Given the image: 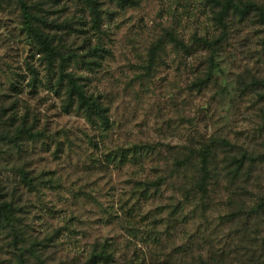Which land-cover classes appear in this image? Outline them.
Returning <instances> with one entry per match:
<instances>
[{"label":"rangeland","instance_id":"obj_1","mask_svg":"<svg viewBox=\"0 0 264 264\" xmlns=\"http://www.w3.org/2000/svg\"><path fill=\"white\" fill-rule=\"evenodd\" d=\"M26 1L30 11L46 22L70 19L76 22L78 18L83 19L84 23L87 21L84 26H77V37L57 32L56 35L62 37L66 46L75 47L83 37L88 36L94 43V33L97 32L91 28L82 0ZM105 1L104 8L109 14H104L101 28L105 33V41L110 39L112 43L111 54L98 59L97 64L91 66L92 69L84 65L74 67L83 81L90 84V89L110 92L112 95L116 120H113L114 134L110 139L114 142L135 139L169 144L171 147L168 151L171 154L175 147V151H178V146L188 145L193 140L201 141L216 133L224 134L232 141L262 147L264 131H260L262 117L258 116L262 103L256 100L254 93L241 94L237 87L239 75H246V80H249V76L264 77L263 33L258 24L253 20L232 22L230 36L223 42L216 56L218 68L214 71V81L206 88L197 90L193 81L206 69L209 54L208 50L200 46H194L191 53H186L169 45L159 55L149 79L143 73L146 72L147 50L156 37L164 34L165 29L170 28L185 44H190L194 35L210 38L217 35L211 20V10L204 0H135L134 5L123 7L118 6L116 0ZM72 26L75 28V25ZM32 67L38 77L35 87L32 86ZM54 70L57 71V66L50 69L47 67L43 56L37 52L23 30L19 9L11 2L0 6V122L24 119L27 124H35V129L43 130L45 135L49 134L50 144L45 152H30L33 156L30 167L37 172L54 171L56 167L66 165V157L62 155L59 158L63 151L56 150L51 134H56L58 139L63 138V135L70 137L75 143L73 154H82V150V155L91 152L100 164L102 153L107 148L98 138V133L92 131L81 116L75 111H63L61 91L54 85ZM91 136L98 139L96 147H93L94 141L91 144L88 141ZM168 151L162 148L161 154ZM87 157L81 156L80 159L87 161ZM69 159L78 162L75 158ZM98 163L91 165L94 167ZM72 170L71 176L67 170H64L65 175L57 172L54 177L62 178V182L53 179L49 186L51 189L44 184L40 192L24 195L21 203L25 205V212L22 211L20 216L28 236L37 239L44 236L49 241L48 251L53 254L62 248L78 249L83 246L80 233L75 234L72 230H79V223L90 226L89 230L96 232V224L93 222L96 214H89L90 221H86L87 215L80 206L72 204L74 189L86 183L88 190L91 186L95 193L99 186L109 191L108 196L102 200L105 206H110L112 223L117 226L120 219L126 220L124 209L127 207L125 202L130 188L148 173L141 167L135 168L138 172L132 176H129L127 170L116 172L112 166H109L108 172L75 170L73 166ZM261 176L260 184L264 187V166ZM47 178L45 175L44 179ZM171 195V190L163 188L162 200L170 199ZM156 203L150 202L153 207ZM153 207L143 206L140 211L131 214L141 215ZM190 209L188 207L185 211ZM229 210L230 206L226 202L216 209L209 201L203 214L207 219L198 214L189 215L184 221V213L179 212L174 218L178 223L179 219L181 221V225L176 227L179 231L177 244H196L195 237H203L204 241L211 239L214 244L225 247V251L233 258V264H245V250L257 244L252 237L256 239L254 233L252 235L253 228L251 230L248 226L242 234V231H238L237 223L230 226L223 222L216 227L212 222L215 215L226 214ZM149 219L144 220L140 226L139 235L145 239L152 235L146 228ZM57 229L60 230L54 235ZM122 232L126 234L127 231ZM6 236H0V264L11 255L9 238ZM74 240L79 242L75 244ZM77 245L79 247L75 248ZM137 245L144 247L141 242ZM261 255L264 263V251Z\"/></svg>","mask_w":264,"mask_h":264},{"label":"trees","instance_id":"obj_2","mask_svg":"<svg viewBox=\"0 0 264 264\" xmlns=\"http://www.w3.org/2000/svg\"><path fill=\"white\" fill-rule=\"evenodd\" d=\"M111 1L113 0H108ZM7 2L19 9L23 30L32 40L37 52L43 56L47 67L50 69L57 66V71L54 70V85L61 91L63 111H75L81 116L92 131L98 133V138L107 150L103 151L102 162L99 164V159L91 152L82 155V150V154H73L75 143L70 137L63 135V138L58 139L56 134H51L56 150L63 151L59 158L62 155L66 157V165L56 167L54 171L40 173L30 167L33 164L30 152H45L50 144L49 134L45 135L43 130L35 129V124H27L24 119L18 122H0V236L7 235L8 247L11 249V255L2 264H233V258L225 251V247L214 244L211 239L204 241L203 237H195L196 244L176 242L179 239L176 227L181 225V221L179 219V223L176 222L175 216L179 212L184 213V221L189 215L203 216L204 207L209 205V201L216 209L224 202L230 206L226 214H217L212 218L216 227L223 222L230 226L237 223L238 231H242V234L248 226L253 228L252 235L254 233L256 239L252 237L257 244L256 247L250 246L245 250V264H248L247 259L253 264H264L261 261L264 251V187L260 184L264 166V144L258 148L256 145L232 141L224 134L216 133L201 141L193 140L188 145H177L178 151H175V147L171 154L168 151L171 147L169 144L135 139L114 142L110 139L114 134L113 120H116V106L111 102L112 95L110 92L90 89V84L83 81L75 68L77 65H84L92 69L91 66L97 64L98 59L111 54L112 43L110 39L105 41V33L101 28L104 14H109L104 8L107 1L82 0L91 28L97 33H94V43L89 36L83 37L75 47L66 46L62 37L59 38L56 34L63 32L77 37V26H84L87 21L84 23L83 19L78 18L76 22H72V19L46 22L30 11L26 0H0V6ZM134 2L135 0H116L120 7L134 5ZM204 2L211 10V20L217 35L213 38L194 35L191 43L185 44L170 28L165 29L164 34L156 37L147 50L146 72L143 73L147 79L151 76L149 74L154 70L159 55L167 46L180 48L186 53H191L194 46H200L208 50L209 54L206 69L201 76L199 74L195 78L193 86L197 90L206 88L214 81V71L218 68L216 56L223 42L228 40L231 24L235 21L242 23L253 20L258 24L263 33L264 45V0ZM30 71L33 74L32 86L35 87L37 73L33 67ZM249 77L246 80V75H239L237 87L241 94L254 93L256 100L262 103L258 116L262 117L260 131H264V77ZM97 140L92 136L88 139L90 144L94 141L93 147H96ZM162 148L168 152L162 155ZM86 155L89 163L80 159ZM69 158H75L78 162L74 163ZM93 163L98 164L93 167ZM72 166L75 170L88 172H108L109 166H112L116 172L129 171V176L135 175L138 172L135 168L141 167L148 173L141 180L135 181V185L130 188L125 202L127 207L124 209L127 221L122 218L117 226L112 223L110 206H105L102 200L108 196L109 191L99 186L95 193L91 186L88 190L86 183L73 188L72 204L80 206L85 216L87 215L85 220L90 221L89 214L92 212L96 214L97 217L93 220L96 232H91V227L84 226V223L77 224L81 226L80 229L72 230L73 233H80L83 246H75L78 249L62 248L53 254L48 251L49 241L44 236L39 239L28 236L20 216L22 211L25 212V205L21 203L24 195L40 192L44 184L45 187L51 186L53 179L57 178L62 182V178L54 177L57 172L65 175L64 170H67L71 176ZM45 175L49 178L44 179ZM163 188L171 190L170 199L162 200ZM155 201L157 203L153 207L150 202ZM143 206L153 208L146 209L141 215L131 214L140 211ZM188 207L191 209L185 211ZM148 217L150 219L146 228L152 235L145 239L139 235L140 226ZM136 218L139 220L136 221ZM203 218L207 219L206 216ZM59 230L53 234H57ZM122 231L127 232L125 234ZM77 242L79 240H74L75 244ZM138 242L144 244V247H139Z\"/></svg>","mask_w":264,"mask_h":264}]
</instances>
